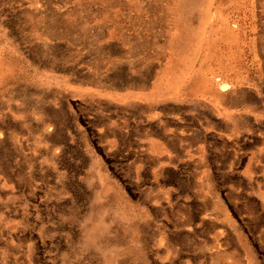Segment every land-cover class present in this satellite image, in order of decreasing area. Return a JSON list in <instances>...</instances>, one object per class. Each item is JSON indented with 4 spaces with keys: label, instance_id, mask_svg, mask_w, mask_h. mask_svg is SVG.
Masks as SVG:
<instances>
[{
    "label": "rangeland",
    "instance_id": "rangeland-1",
    "mask_svg": "<svg viewBox=\"0 0 264 264\" xmlns=\"http://www.w3.org/2000/svg\"><path fill=\"white\" fill-rule=\"evenodd\" d=\"M0 264H264V0H0Z\"/></svg>",
    "mask_w": 264,
    "mask_h": 264
}]
</instances>
